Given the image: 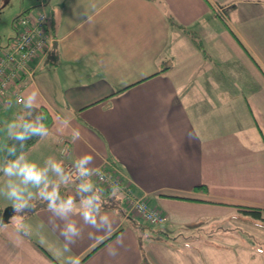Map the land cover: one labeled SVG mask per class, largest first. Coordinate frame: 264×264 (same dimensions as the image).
Returning a JSON list of instances; mask_svg holds the SVG:
<instances>
[{"label": "crops", "instance_id": "0c3cea01", "mask_svg": "<svg viewBox=\"0 0 264 264\" xmlns=\"http://www.w3.org/2000/svg\"><path fill=\"white\" fill-rule=\"evenodd\" d=\"M31 7L47 12L54 41L31 61L34 80L20 106L31 97L27 105L45 107L50 119L18 159L42 157L37 164L48 163L58 196L52 207L40 199L22 210L18 223L12 206L0 225V264H74L120 228L81 264H211L190 232L177 245L186 250L145 249L123 190L94 178L97 215L87 222L81 181L52 164L61 163L62 136L78 132L68 159L90 155V170L115 167L126 189L168 216L162 225L235 223L244 207L264 216V73L240 44L264 69V0H33ZM242 58L254 84L215 82L212 60L230 62L218 72L232 75ZM69 196L74 207H59ZM9 205L0 201L1 217Z\"/></svg>", "mask_w": 264, "mask_h": 264}, {"label": "rangeland", "instance_id": "374dc122", "mask_svg": "<svg viewBox=\"0 0 264 264\" xmlns=\"http://www.w3.org/2000/svg\"><path fill=\"white\" fill-rule=\"evenodd\" d=\"M31 1L33 0H0V45H4L9 37L14 36L16 32V27L13 25V21L22 11L27 9V4H29V2ZM31 8L32 9L30 11L26 10L27 12L29 11V14H31L32 10L35 9V7ZM232 60L233 59H230V61ZM241 61L237 59L235 63L239 69L237 71V74L231 75L228 71H226L227 74H220L218 72L219 68L224 69V67L220 65L224 62L223 60H212L211 65L214 67L215 71V75H212V78L215 79V82L220 84H254V77L251 76L246 63L244 62L246 60L242 58ZM229 63L230 62H224L223 64L224 66H227V64ZM0 105V162L7 164L10 160L5 156L4 148L12 137V135L14 134V132L16 131V129L18 128L13 125L16 123L20 124L22 120L23 106L21 107L20 105L13 104L10 106L2 107L3 104ZM9 132H11L12 135H9ZM43 147L46 148V146ZM33 153H35V151ZM41 158L42 157L37 156H26V158L21 161H33L37 163L41 160ZM39 167L47 169L45 173V180L41 182L40 186H33L30 181L27 184H24L21 176H17L14 174L6 176L5 172L3 170H0V190H3V192L6 193L10 190L9 185L11 184L17 187L18 189L22 190L23 196L25 198L31 197V200H29L28 202V207L24 209H29L33 206H37L38 203H40V199H42L44 202L50 201L49 199H46L45 195L41 194V192L43 190L44 183L47 180L51 181L52 183L54 181V177H46L48 176L49 170L48 163H44ZM62 179H65L63 175ZM51 183H48L47 191H50L53 188ZM38 190L40 191L39 193H37ZM84 192L85 191L83 190L81 195H83ZM71 194L76 195L77 193ZM63 196L64 195L62 192L59 195L58 200H64L65 198ZM0 201L11 202L3 194H0ZM152 204L156 205L154 204V202ZM1 207L2 206H0V208ZM22 210L15 212V214L11 218L12 221L18 223L20 219L23 218L20 215L21 213H24V211ZM134 216L138 217L137 220H135L138 224H135L138 225L137 229L140 234H142L141 239L143 240L142 244L144 248L146 249L147 245L152 244V247L158 256L160 255V252L165 249L163 247L174 246L177 249L186 250L185 247H179L177 245H183L185 244V242L187 243V241H185V238L189 236L190 232V238L194 237L193 241L190 240V244L195 245L203 252H206V254L210 253L211 264H256V262L258 264H264L263 218H256L253 215L242 213L241 216L243 217V220L239 221L237 219L238 221H235V223L233 222L234 220H231L230 218H227L226 220L222 221H219L218 219H210L208 225H204V223H201L200 225L197 224L191 226L192 228H182L171 226L170 224H152L139 216ZM1 222L2 217L0 214V225ZM231 224H234V227H230ZM167 227L169 229H172L173 232H165L163 229ZM231 229L236 230L237 234L230 232L232 231ZM208 246L212 248L209 249Z\"/></svg>", "mask_w": 264, "mask_h": 264}, {"label": "built area", "instance_id": "2783aa9c", "mask_svg": "<svg viewBox=\"0 0 264 264\" xmlns=\"http://www.w3.org/2000/svg\"><path fill=\"white\" fill-rule=\"evenodd\" d=\"M16 32L4 45H0V104H22L25 101V89L34 80V67L31 61L46 56L53 44L54 35L50 29L47 12L40 8L34 14L20 13L14 20ZM73 136L63 135L60 140L61 165L67 177L73 181H82L75 162L68 159ZM90 170V169H89ZM88 178H94L107 188L123 190L128 211L152 224L166 223L168 216L152 206L147 195H134L123 185L124 174L115 167L101 165ZM90 170V171H91Z\"/></svg>", "mask_w": 264, "mask_h": 264}, {"label": "clouds", "instance_id": "9594fccd", "mask_svg": "<svg viewBox=\"0 0 264 264\" xmlns=\"http://www.w3.org/2000/svg\"><path fill=\"white\" fill-rule=\"evenodd\" d=\"M31 100V97H29V101L25 103V107L27 106V103H29ZM13 126L19 127V123L14 124ZM25 127H28V125L25 123ZM47 130V129H46ZM9 135H12L11 132H9ZM26 133L24 132H18L16 133V139H19L21 141L24 140ZM79 138V133H74V139ZM92 156L90 155H84L82 158H79L75 162V166L78 169V176L84 177V179L81 181V184L78 186V191L80 189H83L85 191H88L90 189H93V184L88 179L92 174L94 170H89V168L85 167V164L89 161H92ZM52 168L56 172H63L64 169L61 166L60 163L57 161L52 164ZM0 170H3L5 172L6 176L9 175H17L21 176L23 179V183L27 184L29 181L32 183L33 186H40L41 182L45 180V173L47 171L46 168L39 167L36 162L28 161V162H22L21 159H17L15 161H9L7 164H4L0 162ZM48 183H51V181H46L43 185V190L41 194L45 195L46 199H49L52 203L49 205L50 207L54 206L55 200L58 196L57 188L53 187L50 191H47ZM9 191L6 193L3 192V190H0V194H3L8 200L12 202V206L15 209V212H18L26 207H28V202L31 200V197L25 198L23 196V191L18 189L17 187L13 185H9ZM97 201H99V197L97 196ZM84 211L83 215L87 222L93 223L95 215H97V212L95 211L92 200L89 198L88 200L82 202L80 205ZM62 209H70L74 207L73 204V197L69 196L68 200L66 202H62V204L59 206ZM66 230L76 231L75 224L69 223L67 225ZM63 235V232H62ZM74 264H79L78 260H74Z\"/></svg>", "mask_w": 264, "mask_h": 264}, {"label": "trees", "instance_id": "16d2710c", "mask_svg": "<svg viewBox=\"0 0 264 264\" xmlns=\"http://www.w3.org/2000/svg\"><path fill=\"white\" fill-rule=\"evenodd\" d=\"M238 38V37H237ZM246 53L249 55L251 60L262 70L264 73L263 67L260 65L259 61L256 59L255 55L252 51L242 42H240ZM23 117L19 127L16 129L10 140L8 141L7 145L4 148V154L10 161H15L20 158L24 153H26L40 138L44 128L46 127L49 121V114L45 107H38L35 105H27L26 107L23 106L22 108ZM25 123L28 127H25ZM24 132L26 133L25 138L23 141L16 139V133ZM98 192V191H97ZM94 189H90L85 191V195L88 197L95 199V194H97ZM244 213L249 215H253L256 218H263V209L258 207H244ZM167 222V221H166ZM165 224V223H164ZM162 225V224H159ZM123 229L120 228L112 235L107 237L105 240L100 242L94 248H92L80 261L81 264L84 260H86L95 250H97L101 245H103L108 240L112 239L114 236L119 234ZM165 231V229H164Z\"/></svg>", "mask_w": 264, "mask_h": 264}, {"label": "water", "instance_id": "95a60500", "mask_svg": "<svg viewBox=\"0 0 264 264\" xmlns=\"http://www.w3.org/2000/svg\"><path fill=\"white\" fill-rule=\"evenodd\" d=\"M12 208V206H8L5 208V210L3 211V215H2V222H6L8 220L9 214H10V209ZM168 229H165V232H167Z\"/></svg>", "mask_w": 264, "mask_h": 264}]
</instances>
